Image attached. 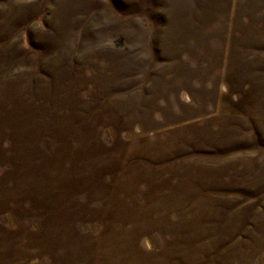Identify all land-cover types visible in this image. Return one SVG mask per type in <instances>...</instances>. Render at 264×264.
<instances>
[{"label": "rangeland", "instance_id": "rangeland-1", "mask_svg": "<svg viewBox=\"0 0 264 264\" xmlns=\"http://www.w3.org/2000/svg\"><path fill=\"white\" fill-rule=\"evenodd\" d=\"M0 264H264V0H0Z\"/></svg>", "mask_w": 264, "mask_h": 264}]
</instances>
